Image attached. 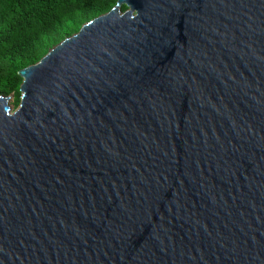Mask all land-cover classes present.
Here are the masks:
<instances>
[{
	"label": "water",
	"instance_id": "95a60500",
	"mask_svg": "<svg viewBox=\"0 0 264 264\" xmlns=\"http://www.w3.org/2000/svg\"><path fill=\"white\" fill-rule=\"evenodd\" d=\"M17 74L0 264H264V0H116Z\"/></svg>",
	"mask_w": 264,
	"mask_h": 264
},
{
	"label": "trees",
	"instance_id": "16d2710c",
	"mask_svg": "<svg viewBox=\"0 0 264 264\" xmlns=\"http://www.w3.org/2000/svg\"><path fill=\"white\" fill-rule=\"evenodd\" d=\"M116 0H0V95L19 106L18 71L108 12ZM126 8L123 7L122 11Z\"/></svg>",
	"mask_w": 264,
	"mask_h": 264
},
{
	"label": "rangeland",
	"instance_id": "374dc122",
	"mask_svg": "<svg viewBox=\"0 0 264 264\" xmlns=\"http://www.w3.org/2000/svg\"><path fill=\"white\" fill-rule=\"evenodd\" d=\"M53 47H54V46H53ZM53 47H52V48H53ZM52 48H50V49H52ZM50 49H48V51H49ZM48 51H47V52H48ZM9 104H10V109H11V112H14V110H15V109L13 108V106H12V104H11V101H10V103H9Z\"/></svg>",
	"mask_w": 264,
	"mask_h": 264
}]
</instances>
